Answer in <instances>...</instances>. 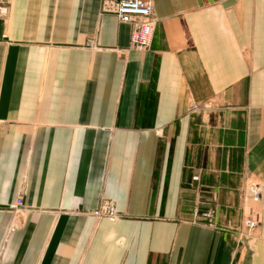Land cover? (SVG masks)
Instances as JSON below:
<instances>
[{"label": "crops", "instance_id": "crops-1", "mask_svg": "<svg viewBox=\"0 0 264 264\" xmlns=\"http://www.w3.org/2000/svg\"><path fill=\"white\" fill-rule=\"evenodd\" d=\"M2 3L0 264H264V0H154L147 50L100 0Z\"/></svg>", "mask_w": 264, "mask_h": 264}, {"label": "built area", "instance_id": "built-area-1", "mask_svg": "<svg viewBox=\"0 0 264 264\" xmlns=\"http://www.w3.org/2000/svg\"><path fill=\"white\" fill-rule=\"evenodd\" d=\"M223 1V0H221ZM154 0H100L99 12L112 14L120 23H126L130 27L129 44L132 49L147 50L150 48L156 27L154 17ZM6 7L0 0V13H5ZM208 108V107H205ZM200 107L196 104L190 105V112H196ZM197 179V177H194ZM243 201L242 225L248 233L260 225L261 218L257 204L262 201L264 185L253 178L248 177L240 189ZM13 210L24 209L22 196L17 197L11 205ZM97 219L105 218L109 221H117L120 218L114 204L111 201L102 200L92 212ZM203 220L213 217L212 211H207L202 216Z\"/></svg>", "mask_w": 264, "mask_h": 264}]
</instances>
